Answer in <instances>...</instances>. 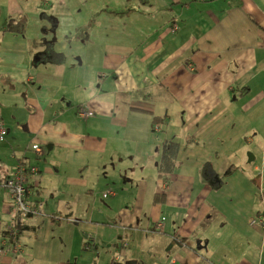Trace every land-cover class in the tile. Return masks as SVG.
I'll return each mask as SVG.
<instances>
[{"label": "crops", "instance_id": "1", "mask_svg": "<svg viewBox=\"0 0 264 264\" xmlns=\"http://www.w3.org/2000/svg\"><path fill=\"white\" fill-rule=\"evenodd\" d=\"M113 3L57 16V52L30 42L40 17L0 30V264H264V0ZM20 159L52 216L21 219V258L2 246Z\"/></svg>", "mask_w": 264, "mask_h": 264}, {"label": "trees", "instance_id": "2", "mask_svg": "<svg viewBox=\"0 0 264 264\" xmlns=\"http://www.w3.org/2000/svg\"><path fill=\"white\" fill-rule=\"evenodd\" d=\"M44 1V0H42ZM25 15L27 16V14H21L19 16V18H17L16 16L14 17H9L5 20L4 24L1 26V31H9V32H13V33H17V34H21L24 37H27L26 31H27V21L24 18ZM45 15V14H44ZM34 16L36 17H40L38 13L34 14ZM46 16V15H45ZM46 18H48V16H46ZM40 19H43L42 16L40 17ZM52 20H56L55 18H51ZM57 21V20H56ZM55 21V22H56ZM94 20H90L88 21L86 24H84L83 26H79L75 29V32H72L71 34H69L67 36L68 39L69 36H77L79 33L82 36V38H85L86 35L88 34V30H89V24L91 22H93ZM177 28V25L173 22L172 24V29L171 31L174 32ZM74 34V35H73ZM74 36V37H75ZM29 41V40H28ZM30 42L32 45H34V47H36L37 45L41 44L40 41H38L36 38L30 39ZM40 47H44L43 45H41ZM86 111V110H85ZM86 112H90V114L88 116L92 115L91 111H86ZM155 123L157 124V121H161V119L159 120V118H155ZM155 123L152 126V129H154L155 127ZM5 129H6V134L8 133L7 128L2 125ZM161 128V126H159ZM6 134L3 136V138L6 136ZM2 138V139H3ZM0 139V140H2ZM163 150L162 151V159L164 161V164L166 165V167L171 168L175 165L176 163V153H177V149L180 145V141L178 140H173V139H168V140H163ZM35 148H41L40 146L34 145L32 147V150L35 154H40L42 153V148H41V152L38 153ZM21 162L24 164V160L20 159L17 164ZM16 164V166H17ZM25 165V164H24ZM26 166V165H25ZM27 167V166H26ZM16 168V167H15ZM28 168H35V171L33 173H30L26 178V190L24 193L23 198L26 197L27 202L30 204L29 206V211L25 212L22 210H18L16 211V208L14 207L13 203L11 204V208L14 210L15 214L13 215L12 220L9 222L8 226L5 228V230L2 232V239H3V244L2 246H9L11 248L12 254L13 255H17L19 258H21V253H22V246H21V242H20V237H21V226L22 224L20 223L21 219L27 216H31V215H35L38 216L40 218L46 216L47 218H52V216H47V214L44 212V201L39 199L38 200V191H36V185H34V182H36L35 177L38 175V168L34 165H29ZM204 168V174L205 175H209V172L207 171V167H203ZM15 170V169H14ZM13 170V172H14ZM12 172V174H13ZM229 172V171H228ZM11 174V176H12ZM10 176V177H11ZM8 177L5 182L10 178ZM4 182V183H5ZM3 183V186H4ZM213 186H218L219 182H216L214 184H212ZM5 187V186H4ZM9 195V194H8ZM33 195V196H32ZM36 198V199H32V198ZM42 216V217H41ZM262 219V218H261ZM89 245V244H88ZM89 246H86V248H88ZM72 264H77V263H72Z\"/></svg>", "mask_w": 264, "mask_h": 264}, {"label": "rangeland", "instance_id": "3", "mask_svg": "<svg viewBox=\"0 0 264 264\" xmlns=\"http://www.w3.org/2000/svg\"><path fill=\"white\" fill-rule=\"evenodd\" d=\"M113 2L114 0H44V1L42 0H19V1L18 0H0V8L2 9L0 13V17H2L5 20L7 19L8 16L14 17L17 13H23V14L25 13L27 14L28 17H30V21H31V17H34V14L38 13L40 17L42 16L43 18L42 20L47 21V23L51 25L49 27H46V26L44 27L42 26L44 22H42L41 24L35 23V28H34L31 23L30 24L31 34L32 36L37 37L36 39L38 41H41L42 45L44 46L41 48H46L48 53L50 52L51 48H54L57 52L58 50L57 43H56L57 40L55 41V38H52L53 34L57 35V31H56V24H58V21H56L58 20L57 16H60V18H63L67 14H73V15L78 14L79 18L81 15V19H82L83 16H89L91 14V11L96 10L101 5H103L104 7H107L108 9L116 8L117 6H114L115 4ZM56 5H60V6H56ZM77 8H79L81 11L78 12ZM122 8H124V6ZM57 10H60V12H58ZM44 14L46 16L50 14L53 17L48 16V18H46ZM51 18H55L56 20H52ZM71 20L72 22L76 21L74 16L71 17ZM27 35L32 37L31 35H29V33H27ZM69 38L72 39V36H69ZM63 42L70 43L65 38ZM59 43H60V40L58 44ZM77 56L81 57L80 54H77ZM87 58H91L90 55H87ZM112 210L114 211L115 216L119 217L120 215L119 210H116V206H113ZM133 215H135V212ZM56 217L61 218V216H59L58 214L56 215ZM207 220L209 224L219 226L218 222L215 220V216H212L211 218H208ZM122 224L129 225V224H126L125 222H119L118 220H114L112 222V225L114 226H120ZM117 232L118 230L114 228L111 229L110 231L107 230L105 234L103 233V237L104 235H106V237L108 238L110 234H113L115 236ZM213 234H215V232H211V236ZM196 240L197 239H195V242ZM102 242L103 241H101L100 245L102 244ZM89 246L90 247L88 249L93 248L91 243Z\"/></svg>", "mask_w": 264, "mask_h": 264}, {"label": "built area", "instance_id": "4", "mask_svg": "<svg viewBox=\"0 0 264 264\" xmlns=\"http://www.w3.org/2000/svg\"><path fill=\"white\" fill-rule=\"evenodd\" d=\"M81 115H89L90 112L81 111ZM157 130V126H155ZM6 134V129L0 124V139ZM35 150L40 153L41 148H35ZM35 168H28L23 163L19 162L12 174V176L4 183L5 188L8 190V194L12 199V203L16 208V211L22 210L25 212L29 211L30 204L27 202L26 197L23 198L25 190H26V181L27 176L30 173H33ZM107 192L102 193L103 197L107 196ZM263 218L261 219L262 222ZM118 259V256L115 258Z\"/></svg>", "mask_w": 264, "mask_h": 264}, {"label": "water", "instance_id": "5", "mask_svg": "<svg viewBox=\"0 0 264 264\" xmlns=\"http://www.w3.org/2000/svg\"><path fill=\"white\" fill-rule=\"evenodd\" d=\"M114 264H122V263L118 262V263H114Z\"/></svg>", "mask_w": 264, "mask_h": 264}]
</instances>
